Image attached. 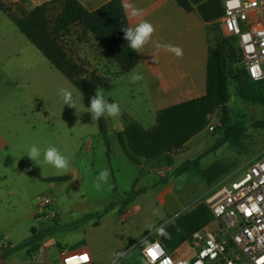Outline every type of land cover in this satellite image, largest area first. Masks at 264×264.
<instances>
[{
	"label": "rangeland",
	"instance_id": "rangeland-1",
	"mask_svg": "<svg viewBox=\"0 0 264 264\" xmlns=\"http://www.w3.org/2000/svg\"><path fill=\"white\" fill-rule=\"evenodd\" d=\"M0 2L11 8L14 15L27 12L19 1ZM60 6V1L50 5L53 15L60 10ZM0 14L5 20H9L4 11L0 10ZM210 25L212 41L225 37L220 20ZM62 42L68 55L82 66L87 74H97L100 71L106 73L111 68L109 63L96 64L90 59L89 54L94 50L95 44L87 33L82 34L80 26L71 27L64 34ZM234 44L236 46V43ZM27 45L28 48H25L22 44L17 51L19 54L14 56L17 63L11 60L9 63L0 64V77L8 78L4 85L0 80V89L10 86L14 88L12 96H0V125L30 128L47 121L69 132L81 127L97 130L98 123L92 121L90 113H82L78 121L74 115L75 109L64 106L58 95L61 87L69 88L77 99L78 106L84 111L86 106L81 91L32 43L27 41ZM100 57L103 60L105 56L100 53ZM238 57L239 55L233 58V62L236 61L233 66L236 68L242 66ZM104 80L107 81L106 75ZM100 89L108 100V87ZM230 90L232 97L227 125H222V114L218 112L210 119V123L216 122L215 132H209L206 128L201 135L190 141L186 149L151 162L149 167L152 170L140 168L127 159H121L117 149L111 157L104 140L107 156L103 154L102 158L95 159L94 170L86 172L87 178L58 183L57 188L53 190L48 188V183H41L44 186L36 187L31 194L35 197L34 203L37 204L41 197L52 196V209L58 211L61 217L60 227L54 234L63 236L67 243L73 244L79 239L89 243L98 253L97 264H122L127 260H131L133 264H144L139 241L145 238L158 239L157 235L149 233L147 225L168 227L182 215L202 204L215 184L208 182L203 176L213 165L222 166L225 170L222 177L236 176L264 152V128L257 125L264 120V83L254 82L253 86L241 95L232 80ZM41 109L46 112L45 115L39 113ZM108 119L106 118L107 123ZM115 124V119L111 120L110 126ZM231 129L232 132L239 131L238 137L216 147ZM108 142L117 146L112 137ZM205 152L207 154L204 155ZM1 155H4V152ZM5 157V160L4 157L0 158V167L7 170L13 163L7 155ZM20 157L24 158L26 154H20ZM196 160L198 166L192 165L183 172L177 171L186 162ZM104 168L111 172L113 187L104 186L97 191L94 187L95 178ZM163 200L165 204H162ZM206 227L215 231L218 229V222L214 219ZM170 254L175 259H184L190 258L193 252L191 245L185 243ZM229 257L232 258L233 254L230 253Z\"/></svg>",
	"mask_w": 264,
	"mask_h": 264
},
{
	"label": "crops",
	"instance_id": "crops-1",
	"mask_svg": "<svg viewBox=\"0 0 264 264\" xmlns=\"http://www.w3.org/2000/svg\"><path fill=\"white\" fill-rule=\"evenodd\" d=\"M14 1L21 3L20 0ZM78 1L88 10L94 11L110 0ZM127 2L144 10L141 17L127 16L130 27H134L140 20H147L156 29L152 41L143 49V54L138 53L139 63L134 69L122 72L108 50L100 46L90 32H84L81 27L80 30L82 34L87 33L95 48H98L97 51L94 48L89 54L90 59L96 64L109 63L111 68L106 73L100 71L97 75L107 77L104 88L108 87L110 91L108 101L118 102L121 106L122 115L115 118L116 124L110 126L114 118H109L107 123L108 139L112 137L117 142L116 147L110 145L111 157L117 149L121 159L131 161L119 133L125 130L129 122L152 129L157 125V117L162 110L206 95L208 58L216 41L211 39L210 23L205 22L197 10L188 12L175 0ZM4 13L9 20H5L0 14V64L17 60L14 56L19 54L17 51L20 46L24 44V47L28 48L29 41L10 16ZM157 42L180 46L184 52L183 58H177L163 48L157 50ZM100 53L105 56L103 60ZM151 55L157 56L156 63L152 62ZM133 71L142 74L144 79L132 83L130 75ZM6 79L8 78L0 77L3 85ZM13 92V86L2 87L0 96L10 97ZM39 113L46 114L42 109ZM60 128L47 121L30 128L0 125V158L4 157L5 160L7 155L13 163L9 167L6 160L9 168L6 170L0 167V264H63L64 254L79 250H88L92 264H97L98 253L89 243H84L82 239L73 244L67 243L63 236L54 234L62 222L58 211L53 220L38 218V203L35 204V197L31 196L36 187L44 186L41 183H48V188L53 190L57 188L58 183L87 178L86 172L94 170L95 159L102 158L103 154L107 156V147L99 127L97 130L81 127L75 131L71 129L70 132ZM202 132L191 138L181 149H186L190 141ZM19 137L21 139H18ZM33 144L42 150L49 145L59 148L71 160L70 172L58 175L50 165L40 167L27 155L20 157V154H26V150ZM3 152L4 155H1ZM170 154L157 160H145L138 166L150 170L151 162ZM62 176H68L69 179L61 182L48 181L49 178ZM2 179L6 181H1ZM162 204H165V200Z\"/></svg>",
	"mask_w": 264,
	"mask_h": 264
},
{
	"label": "trees",
	"instance_id": "trees-1",
	"mask_svg": "<svg viewBox=\"0 0 264 264\" xmlns=\"http://www.w3.org/2000/svg\"><path fill=\"white\" fill-rule=\"evenodd\" d=\"M59 1L60 10L54 15L50 7L52 3L19 15H14L11 8L1 2L0 8L51 64L81 91L87 108L89 98L97 88L104 87L106 81L95 72L87 74L86 70L68 55L62 42L64 34L75 25L80 26L84 32H90L94 40L108 50L122 72L134 69L139 63V55L128 48L127 41L123 38L121 29L130 25L121 7L122 0H110L94 11L88 10L78 0ZM175 1L188 12L197 10L207 23H217L225 13L220 0ZM237 55L238 62L242 63L237 40L227 36L219 37L208 58L206 95L162 110L158 114L157 125L152 129H145L137 123H127L119 136L131 162L141 165L145 160H157L181 149L191 138L206 129L211 117L218 112L222 114V125H227L232 97L231 81H235L241 95L254 83L243 65L238 68L233 66L236 62H233V58H237ZM97 123L111 151L106 118L102 117ZM257 125L264 128V120ZM238 135L239 131L232 132L231 129L216 147L237 138ZM192 165L198 166V160L186 162L177 171L183 172ZM224 173L222 166L215 164L205 171L203 176L208 182L216 183ZM67 179L68 176H62L49 178L48 181L61 182ZM214 219L210 208L202 203L166 227L168 238L158 236V240L171 253L181 245L191 242L193 234L208 226ZM122 264L133 262L127 260Z\"/></svg>",
	"mask_w": 264,
	"mask_h": 264
},
{
	"label": "built area",
	"instance_id": "built-area-1",
	"mask_svg": "<svg viewBox=\"0 0 264 264\" xmlns=\"http://www.w3.org/2000/svg\"><path fill=\"white\" fill-rule=\"evenodd\" d=\"M20 1L28 12L59 0ZM220 1L225 10L220 19L224 35L237 40L250 78L264 83V0ZM207 128L215 132L216 122ZM53 200L50 195L39 199L40 220L57 217ZM203 203L212 211L218 229L205 227L194 233L189 242L193 255L184 259H175L158 239H152L160 246L155 264H264V152L239 175L221 177ZM141 255L145 260L143 248ZM62 262L92 264V258L88 250H79L64 254Z\"/></svg>",
	"mask_w": 264,
	"mask_h": 264
},
{
	"label": "clouds",
	"instance_id": "clouds-1",
	"mask_svg": "<svg viewBox=\"0 0 264 264\" xmlns=\"http://www.w3.org/2000/svg\"><path fill=\"white\" fill-rule=\"evenodd\" d=\"M122 9L126 16L137 18L144 14V10L137 8L127 0H122ZM124 40L127 41V46L133 52L143 54V49L152 41L154 32L156 31L154 25L147 20H140L134 27H124L121 29ZM157 50L163 48L165 51L174 54L177 58H183L184 52L180 46L172 44L155 43ZM152 62H157V56L151 55ZM144 79L143 75L133 71L130 75V81L136 83ZM58 95L62 99L64 106L75 109L74 115L79 118L82 113L87 112L91 114L92 121H99L104 118H119L122 115L121 106L118 102H109L104 95V92L97 88L94 95L89 98V106L82 111L78 106V101L74 98L72 90L67 87H61L58 90ZM26 155L31 161L40 167L45 165L52 166L58 175H64L71 170V160L59 148L54 145H49L43 150L37 145L33 144L26 150ZM104 186L108 188L113 187L111 184V172L108 168L102 169L95 178L94 187L97 191ZM147 230L150 234L163 236L168 238L169 234L166 232V225L156 226L153 224L147 225ZM143 248L145 256L144 264H155L157 258V249L160 247L158 242H153L148 238L139 241ZM162 251V249H160Z\"/></svg>",
	"mask_w": 264,
	"mask_h": 264
}]
</instances>
